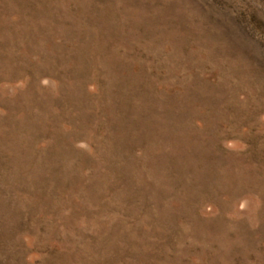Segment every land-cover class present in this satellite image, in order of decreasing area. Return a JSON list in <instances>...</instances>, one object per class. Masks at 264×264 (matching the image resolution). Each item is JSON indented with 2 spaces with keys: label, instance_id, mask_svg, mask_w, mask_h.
Here are the masks:
<instances>
[{
  "label": "rangeland",
  "instance_id": "1",
  "mask_svg": "<svg viewBox=\"0 0 264 264\" xmlns=\"http://www.w3.org/2000/svg\"><path fill=\"white\" fill-rule=\"evenodd\" d=\"M0 264H264V0H0Z\"/></svg>",
  "mask_w": 264,
  "mask_h": 264
}]
</instances>
